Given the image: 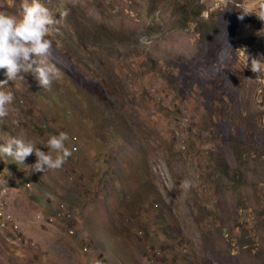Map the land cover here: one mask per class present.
<instances>
[{"label":"rangeland","instance_id":"1","mask_svg":"<svg viewBox=\"0 0 264 264\" xmlns=\"http://www.w3.org/2000/svg\"><path fill=\"white\" fill-rule=\"evenodd\" d=\"M42 2L57 78L4 86L0 144L47 151L63 131L71 155L44 172L0 158V264H264V78L247 60L264 22L239 19L259 0Z\"/></svg>","mask_w":264,"mask_h":264},{"label":"clouds","instance_id":"2","mask_svg":"<svg viewBox=\"0 0 264 264\" xmlns=\"http://www.w3.org/2000/svg\"><path fill=\"white\" fill-rule=\"evenodd\" d=\"M249 12H254L264 22V0H259L258 7L253 11L243 9L239 19ZM56 22L42 0H20L16 14L0 12V70H3L4 76L0 79V122L8 116V106L14 98L13 93L4 87L9 81L32 73L42 88H48L57 78V69L49 62L52 43L46 38ZM255 34L264 36V24ZM247 60H250V70L257 77L264 78V55L247 56ZM68 139V134L63 131L51 135L46 141L48 150L43 151L36 143L11 136L6 143L0 144V158L10 157L11 162L24 164L25 158L34 154L36 160L32 170L44 172L45 169H58L71 155L64 143ZM189 186V181L183 182L185 189Z\"/></svg>","mask_w":264,"mask_h":264},{"label":"bare ground","instance_id":"3","mask_svg":"<svg viewBox=\"0 0 264 264\" xmlns=\"http://www.w3.org/2000/svg\"><path fill=\"white\" fill-rule=\"evenodd\" d=\"M1 192V191H0ZM7 192V191H6ZM65 206V205H64ZM60 208H62V205H61V207ZM12 215L11 214H7L5 211H3V210H1L0 209V221H1V224H5V222H11L12 221ZM14 225V224H13ZM14 227H19L17 224H15L14 225ZM3 230H4V228H3ZM8 230V229H7ZM6 230V231H7ZM9 233H11V232H9ZM11 238V237H10ZM24 243V242H23ZM27 244V243H26ZM17 246V245H16ZM30 246V245H29ZM19 247V246H18ZM25 249V248H24ZM27 249V248H26ZM18 250H20V248L18 249ZM89 250V249H88ZM87 249H86V251H88Z\"/></svg>","mask_w":264,"mask_h":264},{"label":"built area","instance_id":"4","mask_svg":"<svg viewBox=\"0 0 264 264\" xmlns=\"http://www.w3.org/2000/svg\"><path fill=\"white\" fill-rule=\"evenodd\" d=\"M58 211H59V214H63L64 216L67 214L65 211L64 212H62L61 211V209H58ZM6 223L7 222H5V224H2V226H5L6 225ZM15 229H18V227H14ZM74 233V231L73 230H71V234H73ZM85 250H86V248H85Z\"/></svg>","mask_w":264,"mask_h":264}]
</instances>
